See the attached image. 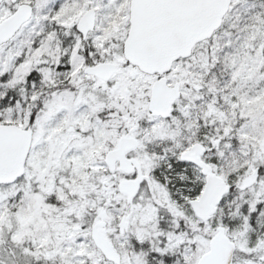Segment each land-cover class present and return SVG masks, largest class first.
Listing matches in <instances>:
<instances>
[{"label":"snow or ice","instance_id":"1","mask_svg":"<svg viewBox=\"0 0 264 264\" xmlns=\"http://www.w3.org/2000/svg\"><path fill=\"white\" fill-rule=\"evenodd\" d=\"M0 264H264V0H0Z\"/></svg>","mask_w":264,"mask_h":264}]
</instances>
